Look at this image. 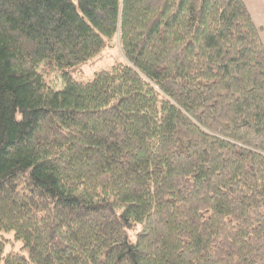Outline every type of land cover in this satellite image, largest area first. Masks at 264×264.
Listing matches in <instances>:
<instances>
[{
	"label": "trees",
	"instance_id": "trees-1",
	"mask_svg": "<svg viewBox=\"0 0 264 264\" xmlns=\"http://www.w3.org/2000/svg\"><path fill=\"white\" fill-rule=\"evenodd\" d=\"M0 231V264H264L245 0H0Z\"/></svg>",
	"mask_w": 264,
	"mask_h": 264
},
{
	"label": "rangeland",
	"instance_id": "rangeland-1",
	"mask_svg": "<svg viewBox=\"0 0 264 264\" xmlns=\"http://www.w3.org/2000/svg\"><path fill=\"white\" fill-rule=\"evenodd\" d=\"M121 61H124V57L119 46L118 38H116L113 42H110L108 47L96 58L83 65H79L78 67L71 69V75L77 79H91L96 71L110 68L114 64ZM50 78L52 79L53 77L51 76ZM58 78L60 81H57L54 84V87L57 89L63 86L62 80L59 76ZM0 237L1 239L6 240L5 253L11 251L26 253V251L22 249V243L14 239L13 233L0 231Z\"/></svg>",
	"mask_w": 264,
	"mask_h": 264
},
{
	"label": "crops",
	"instance_id": "crops-1",
	"mask_svg": "<svg viewBox=\"0 0 264 264\" xmlns=\"http://www.w3.org/2000/svg\"><path fill=\"white\" fill-rule=\"evenodd\" d=\"M251 16L260 29L262 41L264 42V0H245Z\"/></svg>",
	"mask_w": 264,
	"mask_h": 264
}]
</instances>
